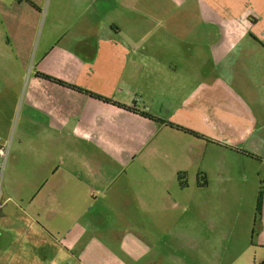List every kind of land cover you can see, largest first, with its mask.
I'll list each match as a JSON object with an SVG mask.
<instances>
[{
	"label": "crops",
	"instance_id": "1",
	"mask_svg": "<svg viewBox=\"0 0 264 264\" xmlns=\"http://www.w3.org/2000/svg\"><path fill=\"white\" fill-rule=\"evenodd\" d=\"M5 141L0 264H179L211 237L180 233L196 203L174 196L264 159V0H0ZM252 220L219 264H264V190Z\"/></svg>",
	"mask_w": 264,
	"mask_h": 264
},
{
	"label": "rangeland",
	"instance_id": "2",
	"mask_svg": "<svg viewBox=\"0 0 264 264\" xmlns=\"http://www.w3.org/2000/svg\"><path fill=\"white\" fill-rule=\"evenodd\" d=\"M260 154H264V150ZM247 165L243 167L242 171L239 166H235L236 174L231 177V182L228 183L223 193L207 191L201 195L197 191H194V193L190 191V194H185L184 198L174 196L182 203L189 200H194L196 203V206L190 210L181 207L177 212H173V216L180 219V233L183 234L186 233L185 230H192L199 236L209 234L211 237V246L205 245L204 239L200 242L191 243L182 238L179 242V264H208L207 261L205 262L207 258L203 257L201 251L207 246L212 252L209 264H219L220 261L226 259L231 260L235 255L232 252L242 248V242L238 243V239L235 238L243 235V223L249 221V215L253 216L252 221L254 222L255 196L257 193L255 173L260 169L262 172L261 179L264 180V159L257 160V162L248 160ZM23 176L28 179L30 174L25 173ZM251 180H253V183H251ZM20 188L24 192L23 195L27 196L28 187L22 185ZM3 195L5 199V194L3 193ZM12 197L13 201L8 203L5 210L8 211V215L21 214L19 207L26 208V202L22 203L18 200L19 198ZM66 211L68 217H73L79 212V208L73 206ZM208 222H211L212 228L205 231V225Z\"/></svg>",
	"mask_w": 264,
	"mask_h": 264
},
{
	"label": "trees",
	"instance_id": "3",
	"mask_svg": "<svg viewBox=\"0 0 264 264\" xmlns=\"http://www.w3.org/2000/svg\"><path fill=\"white\" fill-rule=\"evenodd\" d=\"M43 77H45L46 79H50L48 76H45L43 75ZM60 82V81H59ZM62 83V82H60ZM63 84V83H62ZM65 85V84H64ZM75 88V87H74ZM80 91L86 93V94H90L92 95L93 97H96L97 99L99 100H102L104 102H107V103H114L115 105H119L120 107H123L125 109H128V110H131V111H135V112H138L140 113V115H142L143 117L145 118H148V119H151V120H155L154 117H152L150 114H148L147 112H139L138 110H135L134 108H127L126 106L124 105H120V104H117L115 102H113L112 100L108 99V98H105V97H102V96H98V95H94L92 94L91 92L87 91V90H84V89H79ZM168 125H170L171 127H175L176 129H179V130H182V131H185L187 133H190V134H193V135H196L195 133L187 130V129H184L180 126H174L173 124L169 123ZM245 153V152H244ZM246 154V153H245ZM249 157H251L252 159H255V160H260L259 157L255 156V155H252V154H248ZM178 180L180 182V185L181 186H184L185 184L182 182L183 180V177H182V174H179L178 176ZM207 185V182H202L200 184V187H205ZM263 190H264V182L262 181L260 183V187H259V191H258V195H257V199H256V207H255V223L259 220V218L261 217L262 215V208H263Z\"/></svg>",
	"mask_w": 264,
	"mask_h": 264
},
{
	"label": "built area",
	"instance_id": "4",
	"mask_svg": "<svg viewBox=\"0 0 264 264\" xmlns=\"http://www.w3.org/2000/svg\"><path fill=\"white\" fill-rule=\"evenodd\" d=\"M10 141L0 142V210L4 207L8 200L3 198V180L10 156Z\"/></svg>",
	"mask_w": 264,
	"mask_h": 264
}]
</instances>
